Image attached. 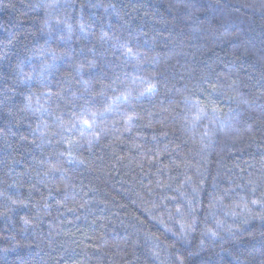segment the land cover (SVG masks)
Returning <instances> with one entry per match:
<instances>
[{"label": "trees", "instance_id": "trees-1", "mask_svg": "<svg viewBox=\"0 0 264 264\" xmlns=\"http://www.w3.org/2000/svg\"><path fill=\"white\" fill-rule=\"evenodd\" d=\"M0 264H264V0H0Z\"/></svg>", "mask_w": 264, "mask_h": 264}]
</instances>
